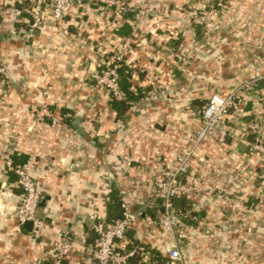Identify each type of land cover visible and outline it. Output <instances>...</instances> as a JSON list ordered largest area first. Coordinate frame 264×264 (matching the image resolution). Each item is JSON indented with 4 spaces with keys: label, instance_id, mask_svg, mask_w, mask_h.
<instances>
[{
    "label": "crops",
    "instance_id": "1",
    "mask_svg": "<svg viewBox=\"0 0 264 264\" xmlns=\"http://www.w3.org/2000/svg\"><path fill=\"white\" fill-rule=\"evenodd\" d=\"M128 1L129 19L85 1L28 37L20 29L31 16L0 18V63L10 70L9 80L0 78V264H52L65 238L76 245L64 264H94L93 218L112 222L115 201L139 215L120 246H142L147 258L128 264H157L174 247L185 264H264V163L244 131L264 116V0H210L223 13L221 32L208 41L187 19L202 0ZM52 2L0 0L45 14ZM128 39L130 91L144 96L131 102L122 92L117 102L127 107H117L96 81ZM234 93L237 110L225 121L233 134L198 145L207 99ZM44 105L59 126L38 119ZM191 152L183 183L196 190L175 203L189 214L171 235L152 226L164 209L159 185ZM8 157L37 163L40 235L18 222L23 192L4 172Z\"/></svg>",
    "mask_w": 264,
    "mask_h": 264
},
{
    "label": "built area",
    "instance_id": "2",
    "mask_svg": "<svg viewBox=\"0 0 264 264\" xmlns=\"http://www.w3.org/2000/svg\"><path fill=\"white\" fill-rule=\"evenodd\" d=\"M85 1L89 5L97 6L104 11L115 8L121 20L133 12L128 0H53L47 14L33 10L30 7L19 8L0 4V18L11 17L20 22L25 16H31L29 26L20 29L21 34L24 37H28L59 23L68 7L83 4ZM232 1L228 0V4ZM223 3H220L221 6H223ZM222 13L223 11L216 10L213 6H210V0H202L199 6L190 9L189 13L187 12V19L198 21L204 30L205 40L208 41L215 34L221 32ZM108 25L111 24L108 22ZM132 44L131 39L123 41L119 46L118 53L113 57V61L105 63V68L97 78V85L107 91L111 101L124 100L120 88L122 78L119 69L133 53ZM0 78L4 80L10 79V70L7 65L2 63H0ZM259 78L264 77L260 75ZM236 98L237 96L234 93L227 96L213 94L207 99L201 113L202 127L197 131L198 145L204 143L207 139H224L233 134V129L227 127L225 121L233 110H237ZM37 117L40 121L50 120L54 127L60 124V120L45 105L38 110ZM244 131L252 137V142L249 146L250 154L258 157L264 163V116L260 115L246 123ZM193 154L194 152H191L188 155L179 157L170 170L167 179L159 185V191L164 197V209L162 215L152 221V226L162 228L171 235H175L181 220V216L177 213L175 207L177 199L181 196L190 197V191L196 190L183 183V178L188 175L189 164ZM4 165L5 173H14L18 177V183L23 192L17 209L19 224L23 226L27 222H32V234L40 235L43 232L45 222L37 215L42 200L41 191L35 180L38 170L37 163L33 160H28L23 164H16L12 157H8ZM261 175L264 177V172ZM121 208L122 216L113 222L106 221L103 218L96 221L93 218L92 225L95 243L90 249V255L94 264H128L130 260H133L138 255L147 258L145 249L142 246L137 245L131 249H121L120 245L127 243L128 234L139 218L138 214L131 212L127 204L122 203ZM75 245L74 240L63 239L57 254L52 260V264H64L69 259ZM167 257V264H185L186 261L184 255L176 247L168 251Z\"/></svg>",
    "mask_w": 264,
    "mask_h": 264
},
{
    "label": "trees",
    "instance_id": "3",
    "mask_svg": "<svg viewBox=\"0 0 264 264\" xmlns=\"http://www.w3.org/2000/svg\"><path fill=\"white\" fill-rule=\"evenodd\" d=\"M131 15H133V13H130V14H128L126 17L129 19L130 17H131ZM134 20V19H133ZM124 34H126V35H128V32L125 30L124 32H123ZM119 73H120V75H121V82H120V88H121V91L125 94V95H127V97H128V100L129 101H138L139 99H141L144 95H142V94H136V95H134L133 93H132V91H130V88H131V83H130V78H131V71H130V69H129V67L128 66H126L125 64H123V66L119 69ZM113 103L115 104V106H116V104H117V107L119 106V107H121V106H125V107H127L126 105H125V103H121V102H117V101H115V100H113ZM184 198H179V200H183ZM178 199H177V201H179ZM176 201V202H177ZM113 204V206H111L110 207V211H113V209H114V211L117 213V211H118V216L116 217V218H114L113 220H112V222L113 221H115V220H117V219H119L121 216H122V202H120V201H115V202H113L112 203ZM182 207L184 206H186V204H184V203H181L180 204ZM189 208V207H188ZM188 210L189 209H187L186 208V211H183V212H180V213H182L183 214V216H182V214L180 215L181 217H184V216H186L187 214H189V212H188ZM190 218H191V216H190ZM168 263V257H167V255L166 256H164V257H160L159 259H157V264H167Z\"/></svg>",
    "mask_w": 264,
    "mask_h": 264
},
{
    "label": "water",
    "instance_id": "4",
    "mask_svg": "<svg viewBox=\"0 0 264 264\" xmlns=\"http://www.w3.org/2000/svg\"><path fill=\"white\" fill-rule=\"evenodd\" d=\"M23 226L25 227L26 230L32 231L33 223L32 222H27Z\"/></svg>",
    "mask_w": 264,
    "mask_h": 264
}]
</instances>
